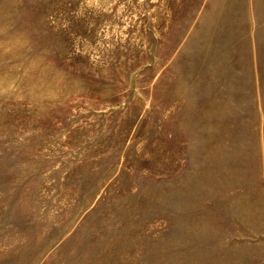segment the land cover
<instances>
[{
  "label": "rangeland",
  "instance_id": "obj_1",
  "mask_svg": "<svg viewBox=\"0 0 264 264\" xmlns=\"http://www.w3.org/2000/svg\"><path fill=\"white\" fill-rule=\"evenodd\" d=\"M262 241L264 0H0V264Z\"/></svg>",
  "mask_w": 264,
  "mask_h": 264
},
{
  "label": "crops",
  "instance_id": "obj_2",
  "mask_svg": "<svg viewBox=\"0 0 264 264\" xmlns=\"http://www.w3.org/2000/svg\"><path fill=\"white\" fill-rule=\"evenodd\" d=\"M248 68L250 69L249 66H248ZM251 68L253 69V67H251ZM243 83H245V82H243ZM255 245H256V247L252 248L251 250H252V253L258 255V257L256 255H252L253 258L251 257V259L247 257L248 262L250 261V263L253 262L254 264H264V241H262L260 243H256Z\"/></svg>",
  "mask_w": 264,
  "mask_h": 264
}]
</instances>
